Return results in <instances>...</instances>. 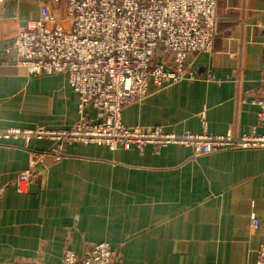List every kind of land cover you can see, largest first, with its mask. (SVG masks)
<instances>
[{
    "label": "crops",
    "instance_id": "crops-1",
    "mask_svg": "<svg viewBox=\"0 0 264 264\" xmlns=\"http://www.w3.org/2000/svg\"><path fill=\"white\" fill-rule=\"evenodd\" d=\"M44 4L69 26L66 0H1L0 128L67 129L78 119L66 74L29 75L6 50ZM216 16L211 51L188 59L193 78L149 81L147 96L122 109L124 126L264 134V0H217ZM49 144L0 140V264H62L65 249L82 255L101 241L121 264H254L264 246V147L193 156L174 144H65L60 163L43 155L26 192L16 191L11 179L29 166V151Z\"/></svg>",
    "mask_w": 264,
    "mask_h": 264
},
{
    "label": "built area",
    "instance_id": "built-area-1",
    "mask_svg": "<svg viewBox=\"0 0 264 264\" xmlns=\"http://www.w3.org/2000/svg\"><path fill=\"white\" fill-rule=\"evenodd\" d=\"M51 1L56 4L60 0ZM216 1L66 0L68 27L58 21L49 5H42L39 17L17 31L6 50L16 54V66L29 75L66 74L78 94V119L67 129L39 125L0 128V140L21 139L27 145L32 140L50 141L41 154L29 151V166L11 179L15 190L22 193L28 189L31 167L40 161L38 155L50 154L55 164L60 163L65 143H98L110 150L184 145L191 148L193 156L263 148L264 134H178L159 127H127L120 121L124 107L147 96L149 81L162 88L193 78L188 59L192 54L211 51ZM257 104L258 122L264 124V89ZM88 108L100 111L98 121L88 118ZM256 225L252 220V226ZM255 252L254 264H264V246ZM62 264L121 263L108 243L101 241L82 255L65 249Z\"/></svg>",
    "mask_w": 264,
    "mask_h": 264
},
{
    "label": "rangeland",
    "instance_id": "rangeland-1",
    "mask_svg": "<svg viewBox=\"0 0 264 264\" xmlns=\"http://www.w3.org/2000/svg\"><path fill=\"white\" fill-rule=\"evenodd\" d=\"M65 144H67V143H65ZM64 144V145H65ZM98 144V143H97ZM50 145V144H49ZM48 145V146H49ZM63 148V147H62ZM38 152V151H37ZM38 154H41L40 152L38 153ZM43 155V154H42ZM45 155H50V154H45ZM51 156V155H50ZM52 157V156H51ZM38 158H39V160L41 161L43 158L42 157H40L39 155H38ZM52 159H53V157H52ZM40 161H38V162H40ZM33 177V176H32ZM64 253V252H63ZM62 259H63V257H62Z\"/></svg>",
    "mask_w": 264,
    "mask_h": 264
}]
</instances>
